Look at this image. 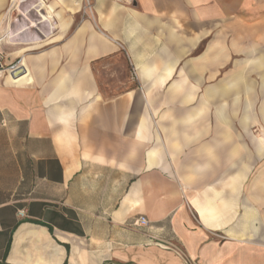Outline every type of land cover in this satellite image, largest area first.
<instances>
[{"label": "crops", "instance_id": "crops-1", "mask_svg": "<svg viewBox=\"0 0 264 264\" xmlns=\"http://www.w3.org/2000/svg\"><path fill=\"white\" fill-rule=\"evenodd\" d=\"M21 4L0 264H264V0Z\"/></svg>", "mask_w": 264, "mask_h": 264}, {"label": "built area", "instance_id": "built-area-1", "mask_svg": "<svg viewBox=\"0 0 264 264\" xmlns=\"http://www.w3.org/2000/svg\"><path fill=\"white\" fill-rule=\"evenodd\" d=\"M115 1L122 3V4H133L135 0H115ZM95 2H96V0H84V9L91 16L93 14L92 10H93ZM8 37H9L8 32L4 29H0V79L3 78L4 74L8 70L14 68L17 65V63H12V64L8 65L5 62L6 55H5V51L3 49V46L6 44ZM132 74H133L134 78L137 77L135 69L132 70ZM23 213H24L23 211H20V214H23ZM149 224H150V222H149L148 218L144 215L138 217L134 221V225L138 226V227H144V228L149 227Z\"/></svg>", "mask_w": 264, "mask_h": 264}, {"label": "rangeland", "instance_id": "rangeland-1", "mask_svg": "<svg viewBox=\"0 0 264 264\" xmlns=\"http://www.w3.org/2000/svg\"><path fill=\"white\" fill-rule=\"evenodd\" d=\"M24 4H26V3H23V5ZM23 5L21 4V6H23ZM83 7H84V0H83ZM8 13L10 14L9 16H8ZM18 14H19V12L16 10V7L14 9V0H12V1L10 0L8 8L6 9V13L3 15V19L0 22V29L5 30V29H7V26L10 24L12 32L14 33V25L18 20H20L19 24L20 25L22 24V27H23V25H25L26 22H25V20H21V19L25 18V17H23L22 15H18ZM32 24L34 25V23H32ZM3 49H4L5 55H6V58H5L6 64L10 65V64L14 63V56L10 55V53L13 52V50H11V48L8 47L7 45H4Z\"/></svg>", "mask_w": 264, "mask_h": 264}, {"label": "bare ground", "instance_id": "bare-ground-1", "mask_svg": "<svg viewBox=\"0 0 264 264\" xmlns=\"http://www.w3.org/2000/svg\"><path fill=\"white\" fill-rule=\"evenodd\" d=\"M25 0H15V5H14V8L16 7V8H19L20 9V6H18V4L19 5H21V3L22 2H24ZM11 10V9H10ZM7 32H8V34H9V37H8V39H7V42H10L11 41V32L9 31V30H6ZM13 35V34H12ZM13 37V36H12ZM11 42H13V41H11Z\"/></svg>", "mask_w": 264, "mask_h": 264}]
</instances>
